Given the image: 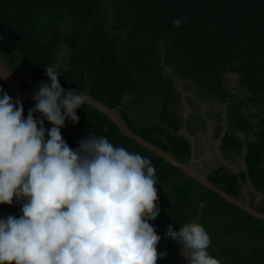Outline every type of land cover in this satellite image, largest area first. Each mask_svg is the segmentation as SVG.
I'll return each mask as SVG.
<instances>
[{
  "label": "trees",
  "instance_id": "obj_1",
  "mask_svg": "<svg viewBox=\"0 0 264 264\" xmlns=\"http://www.w3.org/2000/svg\"><path fill=\"white\" fill-rule=\"evenodd\" d=\"M0 55L25 89L48 79L45 67L55 66L63 86L117 110L133 132L182 163L190 161L192 143L181 133L183 116L172 111L182 105L178 81L186 93L197 88L201 97L225 105L229 127L223 149L247 150L246 173L222 167L204 176L243 201L249 182L264 193V0H0ZM230 74L239 77L246 93L229 87ZM0 88L16 99L1 79ZM152 98L162 101L152 109L154 124L137 123L132 108ZM77 115L78 125L69 121L62 129L71 148L92 133L131 153L147 151L92 106L85 104ZM51 127L45 121V128ZM149 153L161 208L151 219L162 237L158 251L167 253L157 264H169L178 246L165 235L168 226L179 231L190 222L205 227L209 252L221 264H264V222ZM21 209V204L0 206L16 217Z\"/></svg>",
  "mask_w": 264,
  "mask_h": 264
},
{
  "label": "clouds",
  "instance_id": "obj_2",
  "mask_svg": "<svg viewBox=\"0 0 264 264\" xmlns=\"http://www.w3.org/2000/svg\"><path fill=\"white\" fill-rule=\"evenodd\" d=\"M45 70L51 83L40 85L27 118L23 102L0 88V206L22 205L19 217L0 218V264H157L167 253L151 219L161 208L149 151L92 133L71 148L62 129L79 124L87 98L66 91L55 66ZM165 235L188 264H221L203 225L170 224Z\"/></svg>",
  "mask_w": 264,
  "mask_h": 264
},
{
  "label": "rangeland",
  "instance_id": "obj_3",
  "mask_svg": "<svg viewBox=\"0 0 264 264\" xmlns=\"http://www.w3.org/2000/svg\"><path fill=\"white\" fill-rule=\"evenodd\" d=\"M227 78H228L227 84L229 85L230 88L235 90L236 94L246 93V91H244L243 89H240L239 77L236 74H230L227 76ZM178 83H179V86H178L179 90L180 91L182 90V93H184L186 97L184 98V94H183L182 105L178 106V108H176L177 110H174L172 108L173 109L172 111H173V114H175L176 116L177 115L179 117L183 116L181 118L183 120L184 125L182 126L181 133L183 135L185 134V132L186 134H188L186 126L187 127L189 126L191 131L197 126H199L200 129L203 127L207 129L206 127L209 128V124L214 122L216 132L219 133L220 129H222L223 135H224L226 131L225 127H229L227 125L228 123L227 116L225 117V115L222 113L223 109L225 108V105H221L223 106V109H221L219 104L216 102L214 98H212V96L201 97L197 88L194 89L195 92L192 91L190 93H186L185 90L187 91L188 88L187 87L185 88V85L183 84V82L178 81ZM189 97H192L193 101ZM158 103H159V106L162 107V101L154 100L153 98L150 100L140 101L138 109L136 107L132 108L133 117L136 120V122L140 124L148 123L150 125H153L154 123H151V122L155 120L154 116H155L156 111H153L152 109ZM182 106H184L186 109L183 112V115H182L183 109L181 108ZM141 109H142V112H141ZM186 116L187 118H185ZM207 133H208V130H207ZM240 137L245 140L244 134L243 135L241 134ZM191 138L193 137L191 136ZM221 138H222V135L219 139ZM250 139L252 140V137H250ZM216 142L217 140L215 139L214 146ZM73 143L75 144V146L78 144V143L76 144V141H73ZM244 150H245V146L243 147V151ZM225 152L227 154V157H229L230 153L238 154V151L236 152V150H232L231 152H228V151H225ZM214 163H215L214 167L217 168L219 165L218 159H216ZM239 164H240V169L244 168L242 166L244 165V162L242 160L239 161ZM197 167H198L197 170L203 175H208L210 172L205 166L201 167L200 165L198 166L197 164ZM246 170L247 169L244 168V171H241V172L246 173L247 172ZM244 195H245L244 202L249 201L251 205L256 206V208L258 206L264 207V193H257L256 191H254V189L251 187L250 182L244 188ZM253 195H255V197H252ZM260 210L264 212L263 208H261ZM18 212H19V215H22L21 210H19ZM11 214H13V210L2 211L0 212V218H6L7 216ZM182 251H183L182 246L178 245L174 255L172 256V260L169 262V264H188V261L181 255ZM183 255L188 256L189 251L186 250L183 253Z\"/></svg>",
  "mask_w": 264,
  "mask_h": 264
},
{
  "label": "water",
  "instance_id": "obj_4",
  "mask_svg": "<svg viewBox=\"0 0 264 264\" xmlns=\"http://www.w3.org/2000/svg\"><path fill=\"white\" fill-rule=\"evenodd\" d=\"M0 79L4 82V84L7 87V90L16 98L20 99L28 108V112L30 110L29 103L31 100L34 99V95L39 91L40 85L42 84H50L51 81L49 79H43L35 84H33L29 89L23 88L15 79L13 76V73L5 61V59L0 55ZM62 85V84H61ZM62 87L66 91L76 92L78 93V90L69 89L62 85ZM82 92V91H80ZM182 92V90H181ZM86 98L88 105L92 106L93 108L97 109L101 113H103L106 117H108L116 126L117 128L122 132L124 136H126L128 139L136 142L138 145L142 146L147 151L159 156L164 161H166L168 164L176 167L177 169L184 172L188 177L193 178L197 182H199L201 185L206 187L208 190L216 193L219 195L222 199H224L226 202H228L231 205H234L235 207L241 209L242 211L246 212L250 216L254 217L255 219L264 222V212L258 211L255 206H252L249 201H242L224 190L220 189L219 187L215 186L208 177L201 174L197 168V160L195 159V143L193 144L192 148V155L191 159L188 163H182L179 160H177L173 155H171L168 152H165L164 150L160 149L158 146L150 143L146 139L142 138L141 136L137 135L135 132H133L126 121L123 119L122 115L115 109H111L108 106L104 105L103 103L95 100L92 96L89 94H86L82 92ZM184 94V93H183ZM186 95L184 94V98ZM28 115V114H27ZM27 115L25 118H27ZM226 117V115H225ZM187 118V116L185 117ZM226 131L224 133V136L227 133V127ZM190 141L194 142V139L191 138L188 134H184Z\"/></svg>",
  "mask_w": 264,
  "mask_h": 264
},
{
  "label": "crops",
  "instance_id": "obj_5",
  "mask_svg": "<svg viewBox=\"0 0 264 264\" xmlns=\"http://www.w3.org/2000/svg\"><path fill=\"white\" fill-rule=\"evenodd\" d=\"M221 107V105L219 104ZM224 114V113H223ZM214 122L209 124V128L205 127L201 128L199 126L195 127L192 131L190 130V127L186 126L187 133L193 137L195 140V147H196V160L198 166L200 165L205 166L207 169L209 167H213L214 162L216 159L218 160H225L227 164H230L232 167L235 166L238 171H244L245 168V155H246V148L242 152V154H231L229 157H227V154L225 150L222 147V141L216 142L214 146V141L216 139V128L214 126ZM208 130V133H207ZM186 133V132H185ZM214 140V141H213ZM221 150V151H220ZM242 160L244 162V165H242L244 168L240 169L239 161ZM214 168V167H213Z\"/></svg>",
  "mask_w": 264,
  "mask_h": 264
},
{
  "label": "flooded vegetation",
  "instance_id": "obj_6",
  "mask_svg": "<svg viewBox=\"0 0 264 264\" xmlns=\"http://www.w3.org/2000/svg\"><path fill=\"white\" fill-rule=\"evenodd\" d=\"M18 83H19V81H17ZM228 128V127H227ZM227 133H228V129H227ZM227 133H226V135H227ZM225 136L223 135V132H222V138L221 139H216L217 140V142L220 140V141H222V139L224 138ZM191 143H195V140H194V142H192L191 141ZM192 148H193V144H192ZM195 150H196V147H195ZM221 151V150H220ZM243 152V151H242ZM246 153V152H245ZM191 155H192V153H191ZM196 157H197V154H196V152H195V159H196ZM245 157H246V155H245ZM191 159V158H190ZM244 161H245V158H244ZM218 167L217 168H215L214 166H215V163L213 164L214 166V168L213 167H209V171L211 172V171H214V170H218V169H220V168H222V167H224L227 171H229V172H232V173H235V174H237V175H240L241 173H243V172H241V171H238L237 170V168H235V166H231L230 164H227L226 162H225V160H218ZM196 168H198L197 167V165H196ZM245 168L247 169V167H246V164H245ZM209 172V173H210ZM245 188V187H244ZM253 206V205H252ZM256 207V206H255ZM2 211H5V210H1L0 212H2ZM11 215H13V214H11Z\"/></svg>",
  "mask_w": 264,
  "mask_h": 264
}]
</instances>
